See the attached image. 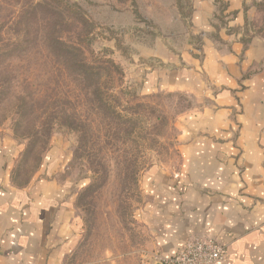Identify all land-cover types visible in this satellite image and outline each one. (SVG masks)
Listing matches in <instances>:
<instances>
[{"label": "rangeland", "instance_id": "rangeland-1", "mask_svg": "<svg viewBox=\"0 0 264 264\" xmlns=\"http://www.w3.org/2000/svg\"><path fill=\"white\" fill-rule=\"evenodd\" d=\"M43 1L0 0V146L11 180L22 187L54 177L64 185L76 222L58 264H156L138 217L140 180L153 165L176 164L177 120L191 99L147 90L136 67L142 54L152 59L159 39L180 45L189 37L194 0L50 1L60 11L75 3V20L71 6L50 16ZM217 3L218 28L264 43V0H245L233 26L237 12ZM47 22L83 49L97 75L80 79L47 50ZM30 141L38 145L25 155Z\"/></svg>", "mask_w": 264, "mask_h": 264}, {"label": "crops", "instance_id": "crops-1", "mask_svg": "<svg viewBox=\"0 0 264 264\" xmlns=\"http://www.w3.org/2000/svg\"><path fill=\"white\" fill-rule=\"evenodd\" d=\"M225 1L237 12L229 26L240 24L245 0ZM217 11L216 0H194L190 39H159L136 67L147 90L191 99L177 120L176 164L141 177L138 217L160 260L203 236L225 245L217 264H264V43L218 28ZM3 149L0 264H58L76 222L64 185L33 177L16 186Z\"/></svg>", "mask_w": 264, "mask_h": 264}, {"label": "trees", "instance_id": "trees-1", "mask_svg": "<svg viewBox=\"0 0 264 264\" xmlns=\"http://www.w3.org/2000/svg\"><path fill=\"white\" fill-rule=\"evenodd\" d=\"M50 1L57 2L59 0H44L43 4H37L40 7H44V5H46L45 9L49 10L50 16L51 13H59L61 15V13L66 11L65 6H71V8L67 10H69L71 14L70 19L75 20V3L66 2L65 4L64 2H62L63 5H61L60 11L59 8L56 9L55 7L49 6ZM45 29L46 31L45 33L43 32V34L45 45L48 48L47 50L54 56L59 57L61 62L65 65L66 69L70 70L71 72H74L75 76L79 77L80 79H89L93 75H97L96 71H98V67H95L89 62H87L83 49L79 45L68 43L58 37L55 31V29H57V26H54L50 22H47ZM35 142L36 141L29 142L25 155H30V153L35 152V149L38 145V143Z\"/></svg>", "mask_w": 264, "mask_h": 264}, {"label": "built area", "instance_id": "built-area-1", "mask_svg": "<svg viewBox=\"0 0 264 264\" xmlns=\"http://www.w3.org/2000/svg\"><path fill=\"white\" fill-rule=\"evenodd\" d=\"M225 245L211 237L194 236L179 251L160 262L164 264H217L225 260Z\"/></svg>", "mask_w": 264, "mask_h": 264}, {"label": "water", "instance_id": "water-1", "mask_svg": "<svg viewBox=\"0 0 264 264\" xmlns=\"http://www.w3.org/2000/svg\"><path fill=\"white\" fill-rule=\"evenodd\" d=\"M156 264H164V263H162V262H157Z\"/></svg>", "mask_w": 264, "mask_h": 264}]
</instances>
